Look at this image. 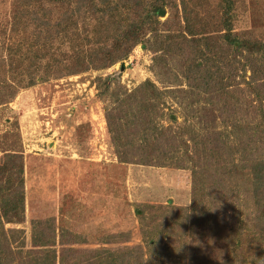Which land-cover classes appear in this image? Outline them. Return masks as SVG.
Segmentation results:
<instances>
[{
  "label": "trees",
  "instance_id": "16d2710c",
  "mask_svg": "<svg viewBox=\"0 0 264 264\" xmlns=\"http://www.w3.org/2000/svg\"><path fill=\"white\" fill-rule=\"evenodd\" d=\"M202 5L199 0H13L10 30L3 29L0 38V104L52 77L108 68L139 44L152 51L157 81L170 83L164 88L146 79L128 89L117 76L97 85L99 96H113L105 114L120 162L173 163L191 171L189 239L174 248L162 246L167 259L161 262L264 264V40L235 32L234 0H217L221 16L211 30ZM55 39L73 52L50 54L44 47ZM166 97L186 109L181 122L171 114V122L160 123ZM19 151L7 149L0 157V264H147L140 245L67 247L59 254L54 217L32 220L26 247L25 230L6 226L25 219Z\"/></svg>",
  "mask_w": 264,
  "mask_h": 264
},
{
  "label": "rangeland",
  "instance_id": "374dc122",
  "mask_svg": "<svg viewBox=\"0 0 264 264\" xmlns=\"http://www.w3.org/2000/svg\"><path fill=\"white\" fill-rule=\"evenodd\" d=\"M199 2L201 15L211 22L208 29L215 28L221 16L217 0ZM234 5L235 32L264 40V0H234ZM12 10L13 0H0V38L3 29L10 30ZM54 41L44 47L50 54L63 57L73 52L59 39ZM153 56L139 44L108 68L52 77L19 89L10 102L0 104V157L7 149L20 150L15 156L25 179L24 222L6 226L25 230L26 247H31L32 220L49 217L55 218L59 234H65L57 238L59 254L67 247L109 250L140 245L147 264H165L162 246L174 248L189 239L185 217L191 204L190 169L173 163L120 162L105 114L113 96L98 95L102 90L98 82L109 76H117L128 89L146 79L161 88L170 84L157 81ZM46 60L41 62L40 76ZM115 84L111 82V90ZM165 100L160 123L171 122V114L181 122L187 113L184 106L175 98ZM149 240H157L158 247L151 248Z\"/></svg>",
  "mask_w": 264,
  "mask_h": 264
},
{
  "label": "crops",
  "instance_id": "0c3cea01",
  "mask_svg": "<svg viewBox=\"0 0 264 264\" xmlns=\"http://www.w3.org/2000/svg\"><path fill=\"white\" fill-rule=\"evenodd\" d=\"M58 229L59 228H57V238L59 237V239H60L61 235H62V237H64L65 234L64 233H62V234L60 233L59 234ZM109 235H112V234H108V238L110 237ZM60 245L63 246V245H65V243H61Z\"/></svg>",
  "mask_w": 264,
  "mask_h": 264
}]
</instances>
